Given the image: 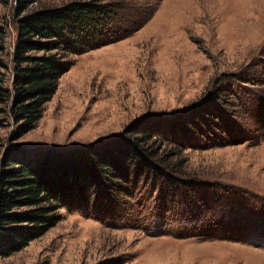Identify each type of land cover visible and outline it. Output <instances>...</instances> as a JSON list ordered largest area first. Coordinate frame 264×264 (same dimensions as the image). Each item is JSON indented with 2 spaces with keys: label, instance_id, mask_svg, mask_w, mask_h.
I'll list each match as a JSON object with an SVG mask.
<instances>
[{
  "label": "rangeland",
  "instance_id": "rangeland-1",
  "mask_svg": "<svg viewBox=\"0 0 264 264\" xmlns=\"http://www.w3.org/2000/svg\"><path fill=\"white\" fill-rule=\"evenodd\" d=\"M74 1L92 0H38L28 12ZM104 1L117 13L112 40L69 58L34 129L19 136L0 104V162L179 117L182 131L165 125L153 139L170 180L131 178L126 197L103 192L61 209L54 227L0 264H264V0ZM16 21L14 0H0L8 90ZM203 107L206 116L195 113Z\"/></svg>",
  "mask_w": 264,
  "mask_h": 264
},
{
  "label": "trees",
  "instance_id": "trees-1",
  "mask_svg": "<svg viewBox=\"0 0 264 264\" xmlns=\"http://www.w3.org/2000/svg\"><path fill=\"white\" fill-rule=\"evenodd\" d=\"M37 1L14 0L17 37L12 55L13 82L10 90L0 85V104L8 106L19 136L34 129L43 106L57 90L58 79L72 65L69 58L112 40L105 36L112 32L108 25L111 17L117 16L104 0L74 1L28 12ZM204 108L195 113L206 116ZM135 125L141 128L128 131ZM165 125L180 132L187 122L179 117L175 122L146 119L135 122L121 135L90 146L46 150L35 161L3 159L0 258L42 237L60 221L61 209L91 206L103 192L117 196L124 191L126 197L131 178L139 182L152 175L170 180L163 173L167 166L157 157L160 149L153 141ZM134 180L131 183L137 186Z\"/></svg>",
  "mask_w": 264,
  "mask_h": 264
}]
</instances>
